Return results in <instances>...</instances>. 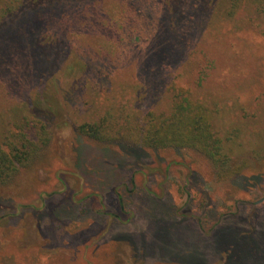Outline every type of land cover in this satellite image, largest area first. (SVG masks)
Here are the masks:
<instances>
[{
	"label": "rangeland",
	"instance_id": "1",
	"mask_svg": "<svg viewBox=\"0 0 264 264\" xmlns=\"http://www.w3.org/2000/svg\"><path fill=\"white\" fill-rule=\"evenodd\" d=\"M24 1L0 0V137L28 117L40 139L0 186V264H264V0H200L177 35L160 0ZM187 102L224 165L138 143L145 113Z\"/></svg>",
	"mask_w": 264,
	"mask_h": 264
},
{
	"label": "trees",
	"instance_id": "2",
	"mask_svg": "<svg viewBox=\"0 0 264 264\" xmlns=\"http://www.w3.org/2000/svg\"><path fill=\"white\" fill-rule=\"evenodd\" d=\"M37 1V0H36ZM61 0H40L37 2H28L24 1L23 7H28L31 3H36L39 5H48L55 4L60 2ZM162 2V21L165 24L171 26V31L173 34L177 35L179 32V26L181 25V20L184 24L187 25L188 20H191V16L187 15V11H189V6H191L192 12H196L200 10V0H169L168 6ZM182 1H186L185 4L179 3ZM241 0H231V10L237 8L239 2ZM260 4L263 0H256ZM70 4L74 3L72 0L69 2ZM139 5L141 2H138ZM165 6V7H164ZM95 8V4L93 5ZM263 10H264V2H263ZM193 12V13H195ZM100 12L95 11L90 16L91 22L88 23V27L92 28L93 26L102 27L103 28V20L99 17ZM119 12L112 7L111 13L109 14V18L111 19H119L115 17H120ZM88 18V17H87ZM124 20L119 21V24H122L120 27H124ZM161 26V25H160ZM87 27V26H86ZM95 35V34H94ZM101 35V34H100ZM106 37L102 35L101 40H105L103 44V54L109 55L112 51V46L115 44L113 40L114 37ZM56 49L59 47H55ZM61 53L60 50H55L52 55L49 57L48 62L44 66V70L50 68V65L54 64L57 56ZM47 101L45 108L41 107V102L39 98L36 97L32 102L34 108L42 111V114L46 115L47 111L52 110L54 107V103L51 100L45 99ZM53 104V105H52ZM142 126L140 127V136L138 139V143L143 146L148 147H165V146H190L197 148L204 152L206 155L210 157L214 165L220 166L225 164L224 152L221 151L222 144L221 140L212 136V131L210 129V124L206 118L201 115L190 113V104L180 103L171 111L166 113H154V111H148L145 113L143 119ZM16 133L11 130L7 133H4L2 137H0V186L4 185L6 182L10 180L14 172L17 170L18 165L25 163L28 161L36 152L38 148V133L31 131L34 125L30 124V120L28 117H24L22 119L14 120ZM101 123H90L84 122L76 126V129L79 133L92 137L98 140L109 139L105 129H103ZM222 153V154H221ZM221 155V156H219Z\"/></svg>",
	"mask_w": 264,
	"mask_h": 264
}]
</instances>
